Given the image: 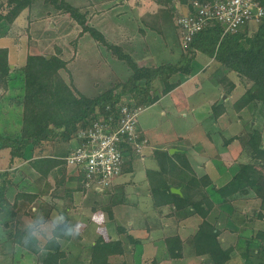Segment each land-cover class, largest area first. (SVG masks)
<instances>
[{
  "label": "trees",
  "instance_id": "1",
  "mask_svg": "<svg viewBox=\"0 0 264 264\" xmlns=\"http://www.w3.org/2000/svg\"><path fill=\"white\" fill-rule=\"evenodd\" d=\"M257 1L264 7V0ZM110 2L113 0L0 2V27L4 28H10L23 14L27 13L29 18L35 9L38 10L37 13L43 15L45 13L53 15L55 12L69 14L82 28L81 36L84 32L89 33L99 46H105L107 53L109 52L106 58H113L125 64L130 72L125 79L113 76L110 80L111 77L108 76L106 79L111 82L110 87L100 88L95 95L89 96L73 83L79 61L74 65L75 58L67 59L61 47H57V54H50V59L47 58L49 55L29 53L24 66L15 70H12L9 63V49L0 48V98L9 91L13 72L19 71L24 81V94L20 100L22 107L20 133L0 136V150L10 151V168L0 173V215L7 213L6 216L10 217V220L7 218L8 221L0 223L5 238L0 244L13 249L18 247L33 254L36 264H113L116 258L126 255V246L122 238L106 239L103 236H99L94 244L84 247L72 262H69L68 252L61 249L60 241L73 239L63 235L68 228L75 225V219L71 215L73 195L75 192L91 189L87 188L85 183H79L83 179L81 171L70 167L66 157L73 151L71 149L74 147L73 141H76L77 146L85 142L80 137L95 121L100 120L114 126L122 107L142 109L143 106L152 105L153 85L156 81L163 84L161 89L163 96L179 88L183 84L182 77H189L192 74V64L198 54L208 55L220 65L219 69L224 74L233 72L240 77L242 84H246L243 94L233 102L232 107L239 117L246 112L252 120L245 126L247 128L243 132L225 140L226 144L239 142L240 148L235 152L237 160H242L246 154L249 157L246 161L240 162L231 180L217 192L226 202L239 200L238 194L245 199H259L260 217L264 211V20L258 23L257 30L251 34L248 32V24L237 33L224 37L221 24L210 25L195 35L187 47L183 46L181 37L182 52L177 63L147 67L137 63L136 56L132 55L135 50L127 53L124 46L127 48L129 46L123 45L124 39L120 36L114 41L108 39L100 29L89 25L86 15L81 13V8L93 5L97 9L96 14L99 15L105 12L106 5L111 6ZM189 9L193 11L192 2ZM52 32L53 30L48 29L42 34L48 37ZM119 39L123 42L119 43ZM131 47L130 44L129 49ZM100 85L97 82L94 86ZM218 103L219 101H216L212 105L209 120L213 125L218 124L227 111L225 103L222 105ZM255 121H260L261 127H253L252 123ZM30 147L32 158L29 160L26 152ZM132 147L128 142L122 145L121 150L125 159L132 153L134 149ZM171 159L167 157V164L156 170L147 171L156 208L168 206L173 209V213L184 211L188 215L200 216L202 222L197 238L186 240L191 241L190 252L196 256L212 258L215 264L230 262L233 257L227 254L221 245L222 231L216 223L208 221L217 206L208 194L207 189L213 184L209 175H197L186 160H179L176 163ZM25 162L39 174L37 193L23 188L26 181L23 172L19 173L21 170L19 167L11 169L13 165ZM126 162L128 161L126 160L125 164ZM172 167L177 170V174L171 170ZM67 178L75 182L74 189H67ZM172 187L180 188L182 195L172 193ZM12 189L14 193L11 196L9 192ZM95 193L98 194V191L95 190ZM36 201H46L47 204L49 201L51 204L50 209L44 213L43 220L31 213L32 204ZM53 211L63 215L56 223L53 222ZM25 218H30V221L20 227L19 222ZM118 234L128 233L126 229L120 227ZM125 236L131 246L141 242L132 235ZM257 237L258 235L255 238ZM166 242L168 252L174 259L183 258L188 250L185 241L177 235L166 238ZM253 252L256 255L258 251Z\"/></svg>",
  "mask_w": 264,
  "mask_h": 264
},
{
  "label": "rangeland",
  "instance_id": "2",
  "mask_svg": "<svg viewBox=\"0 0 264 264\" xmlns=\"http://www.w3.org/2000/svg\"><path fill=\"white\" fill-rule=\"evenodd\" d=\"M181 1L184 0L169 2L113 0L109 3L111 6L106 5L105 12L99 15L96 14L97 9L93 5L81 8V13L86 15L89 25L100 29L108 39L114 41L120 36L125 42L119 39V43L128 44L129 48L131 44V49L125 46L124 48L127 53L135 50L132 55L136 56L139 65L152 67L164 63H177L180 59L182 31L177 19L178 16L189 12L181 8L183 5ZM37 12L38 10L35 9L29 18L25 12L26 14L20 16L10 28L0 27V48L9 49V63L12 70L24 66L29 53L50 56L51 53L57 54V47H61L67 59L75 58L74 65L79 61L73 83L86 95L92 96L100 88L110 87L111 82L106 79L108 76L111 80L113 76L125 79L130 75L125 64L113 58H106L109 52L107 53L105 46H99L89 33L84 32L81 36L82 28L69 14L55 12L53 15L47 13L43 15ZM248 27V32L251 34L252 31L257 30L258 23L251 22ZM48 29L53 32L51 36L48 34L46 37L42 32L45 30L47 32ZM192 66V74L189 77H182L183 84L166 96L161 94L162 82L154 83V102L152 105L143 106L137 117L138 142L144 146L140 154L134 152V149L128 154L127 166L125 165L122 174L113 185L100 191L101 194H96L93 188L76 193L74 203L78 204L77 208L82 207V223L88 224L87 227L84 224L76 226L79 230L77 236L84 235V240L87 242L96 241L99 236L106 239L110 236L112 239L119 237L124 240L126 255L116 258L113 264H215L212 258L196 256L190 252L191 249L189 250L192 247L190 240L197 238L199 225L202 222V218L197 214L188 215L184 211L178 212L175 220L162 219L164 225L162 229L158 226L157 228L154 226L148 232L146 228L142 229L139 236L143 241L132 247L125 234H118L120 227L131 230L132 222H140L143 213L149 212L151 215L152 212L157 211L154 201L151 200L147 171L156 170L161 165L167 164V157L172 158L176 163L179 160H186L197 175H209L213 184L207 189L208 194L217 206L208 221L216 223L222 231L220 237L222 248L233 257L226 264H264V211L260 217L258 207L259 211L256 209L254 217L252 215L246 217L244 210L250 204L247 205L240 194L237 202H226L217 192L234 176L240 162L246 161L249 157L246 154L242 160H237L236 166L231 167L234 162L232 151L236 152L240 146L239 142L225 143L226 139L240 134L247 128L245 126L252 122L246 112L239 117L232 107L233 102L243 94L246 84H242L240 77L233 72L224 74L219 69L220 65L208 55L198 54ZM11 78L13 80L9 91L0 98V136L19 134L22 126L20 100L24 94V81L19 71L13 72ZM97 82L101 84L100 87L94 86ZM224 94L230 97L225 103L227 111L220 122L213 125L209 120L212 105ZM259 122H253V127H261ZM73 143L74 147L77 146L76 141ZM218 151L221 153L219 158L229 163L228 166L231 168L225 169L223 160H215ZM31 152L30 147L26 152L29 160L32 158ZM9 153V150H0V173L10 168ZM201 153L204 155L202 156ZM18 167L21 169L19 173L23 172L26 181L23 188L31 190L29 187L31 185L33 187V184L28 183L33 179L31 176L35 170H32L27 162L13 165L11 169ZM171 170L177 174V170L175 171L173 167ZM79 183H84V180H80ZM74 185L75 182L67 183V186ZM173 188L175 187L171 189ZM13 193L14 189L9 195L12 196ZM49 204V201L48 204L46 201H36L32 204L31 213L43 220L44 213L50 209L51 204ZM39 207H41L40 211H38ZM76 209L71 210L73 218H77L78 211H81ZM6 215L7 213L0 215L2 217L0 223L10 220ZM52 218L57 221V212L53 211ZM29 221L30 218H25L19 222V226ZM165 225L169 226L165 229L170 234L169 237L177 235L185 241L188 250L183 258L171 257L167 242L164 241V244L161 241ZM254 234L258 237L252 238ZM151 239H155L156 247H152ZM188 239L190 242L186 241ZM2 241H5V238L0 228V242ZM62 243V248L66 251L71 249L74 255L79 251L80 245L76 241ZM253 250L258 251L256 255ZM68 259L72 262L74 257ZM0 264H36V259L33 254L21 248L13 249L0 244Z\"/></svg>",
  "mask_w": 264,
  "mask_h": 264
},
{
  "label": "built area",
  "instance_id": "3",
  "mask_svg": "<svg viewBox=\"0 0 264 264\" xmlns=\"http://www.w3.org/2000/svg\"><path fill=\"white\" fill-rule=\"evenodd\" d=\"M193 11L178 16L183 46L187 47L195 35L204 28L219 23L223 37L235 34L251 22L264 20V7L257 0H195ZM140 108L124 106L117 124L95 121L81 135L85 140L66 157L68 165L78 168L87 188L103 191L113 185L122 174L125 155L121 148L125 142L134 145L140 154L143 144L138 142L136 129Z\"/></svg>",
  "mask_w": 264,
  "mask_h": 264
},
{
  "label": "crops",
  "instance_id": "4",
  "mask_svg": "<svg viewBox=\"0 0 264 264\" xmlns=\"http://www.w3.org/2000/svg\"><path fill=\"white\" fill-rule=\"evenodd\" d=\"M193 1H195V0H184V1H181V4H183V5H181V8L184 10V11H190V7H191V2H193ZM230 98V97H229ZM230 100V99H229ZM228 102V101H227ZM79 146H76V147H73V148H71L72 150H75L76 148H78ZM232 154L234 155V162H233V165L231 166V167H233V166H236L237 165V162L239 161H237V159H236V156H235V151L233 150L232 151ZM201 155L203 156L204 155V153H201ZM219 155H220V157H221V153L218 151V156L215 158V160L216 159H219V161H222L220 158H219ZM1 156V155H0ZM1 158V157H0ZM213 159V158H212ZM1 160V159H0ZM212 161V160H211ZM127 163V162H126ZM223 163L225 164V169H229V168H231L230 166H228V164L229 163H226L224 160H223ZM126 166H127V164H125ZM125 166V167H126ZM1 172H3V170H1ZM34 173H32V176L31 177H33V179L31 180V182H30V185L31 184H33V187H32V185H31V192L32 193H34L35 191H38V187H37V181L39 180V174L37 173V172H35V171H33ZM202 175H204V174H202ZM202 175H199V176H202ZM61 176V173H59V175H58V177H60ZM117 180V179H116ZM230 180H231V178H230ZM229 180V181H230ZM40 181V180H39ZM228 181V182H229ZM69 182H71V179L70 178H67V183H69ZM227 182V183H228ZM226 183V184H227ZM76 186L74 185V186H67V189H74ZM76 193H80V191H78V192H75L74 193V195H73V200H76ZM99 194H101V192H98ZM85 196V195H84ZM149 197H150V193H149ZM151 200H153V197L151 196ZM243 200L245 201V203L247 204V205H249L250 204V206H253V208H251L250 206L249 207H246V209L244 210V216H246V217H248V216H250V215H252L253 217L255 216V213L257 212V210L259 211V209L261 208V200H259V199H256V198H251V199H245V198H243ZM238 200H236L235 202H237ZM76 205H78V204H75L74 202H73V206L71 207V209L73 208V209H76L77 207H76ZM82 205L84 206V202L82 203ZM254 207H256V208H254ZM259 207V209H257ZM251 208V209H250ZM72 209V210H73ZM81 210V211H78V210ZM76 210L79 212V216L77 217V218H74L75 219V226H79V225H83L84 223H82V221H83V219H82V207H81V209H79V208H77ZM171 209V210H170ZM257 209V210H256ZM157 211H160V212H157V211H154V212H152L151 213V215L149 214V212H147V213H143V217H141V221L140 222H136V223H134V222H132V224H131V226H132V229L131 230H127L126 229V231H127V233L129 234V235H132V237L134 238V239H136V240H140V241H143L142 240V238L139 236L140 234V231H142V229H145L146 230V232H148V231H150L152 228H154V226L157 228V226L159 227V229H162V226H164V225H162V219H172V220H175L176 219V214H178V213H173V209L172 208H170V207H168V206H165V207H162V208H159V210L158 209H156ZM165 210H167V212L165 211ZM216 210V209H215ZM261 210V209H260ZM36 211H37V209H36ZM39 211V210H38ZM256 211V212H255ZM249 212H251V214H249ZM255 212V213H254ZM58 214V213H57ZM154 214H156V215H154ZM63 216V215H62ZM62 216L61 215H59L58 214V218H57V221L58 220H61L62 219ZM250 218V217H249ZM252 218V217H251ZM57 221H54L53 220V222L54 223H56ZM151 221V222H150ZM218 221V220H217ZM156 224V225H155ZM85 225V227H87V225L88 224H84ZM133 225H135V226H137L136 228H134V226ZM166 228H169V226H166L165 225V227H164V229H163V233H164V236H162L161 237V241L162 242H164V241H166V238H168L169 237V233H167L166 231H165V229ZM82 230H84V228L82 229ZM166 232V233H165ZM84 233V232H83ZM134 233H136V234H134ZM128 234H125V235H128ZM252 234V233H251ZM256 235L254 234V235H252L251 237L252 238H254ZM110 239H112V237L110 236L109 237ZM119 237H117V239H118ZM71 241H76V242H78V244L80 245L79 246V251L76 253V255H74L73 254V252H72V250L70 249V250H67V252H68V258H70V257H76L80 252H81V250L84 248V247H88V246H90V245H92V244H94V242L95 241H85L84 240V235H82V236H74L73 237V239L71 240ZM71 241H60V245H61V249L62 250H64L63 248H62V242H65V243H69V242H71ZM151 241H152V247H156V245H154V243H155V239H151ZM62 243V244H61ZM164 244H165V242H164ZM130 247H132V246H130ZM133 250V249H132ZM64 251H66V250H64ZM166 252V251H165ZM164 252V253H165Z\"/></svg>",
  "mask_w": 264,
  "mask_h": 264
},
{
  "label": "water",
  "instance_id": "5",
  "mask_svg": "<svg viewBox=\"0 0 264 264\" xmlns=\"http://www.w3.org/2000/svg\"><path fill=\"white\" fill-rule=\"evenodd\" d=\"M48 59H50L51 57L50 56H47ZM224 97V98H223ZM229 96L227 94H224L221 99L219 100V105H222L224 103H226L227 101H229ZM100 192V191H98ZM171 192L174 193V194H177V195H182V190L180 188H173L171 189Z\"/></svg>",
  "mask_w": 264,
  "mask_h": 264
},
{
  "label": "clouds",
  "instance_id": "6",
  "mask_svg": "<svg viewBox=\"0 0 264 264\" xmlns=\"http://www.w3.org/2000/svg\"><path fill=\"white\" fill-rule=\"evenodd\" d=\"M66 237H74L79 235V230L76 229V226L74 225L71 228H68L67 231L63 234Z\"/></svg>",
  "mask_w": 264,
  "mask_h": 264
}]
</instances>
